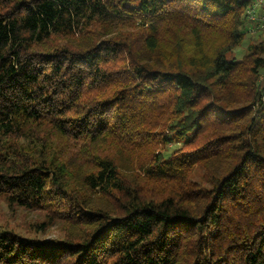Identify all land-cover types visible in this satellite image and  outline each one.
Returning <instances> with one entry per match:
<instances>
[{
    "label": "trees",
    "instance_id": "trees-1",
    "mask_svg": "<svg viewBox=\"0 0 264 264\" xmlns=\"http://www.w3.org/2000/svg\"><path fill=\"white\" fill-rule=\"evenodd\" d=\"M253 2L0 0V264H264Z\"/></svg>",
    "mask_w": 264,
    "mask_h": 264
},
{
    "label": "rangeland",
    "instance_id": "rangeland-1",
    "mask_svg": "<svg viewBox=\"0 0 264 264\" xmlns=\"http://www.w3.org/2000/svg\"><path fill=\"white\" fill-rule=\"evenodd\" d=\"M264 19V16H263ZM264 39V31H259L257 34L252 35L248 32L246 38L240 48H238L233 53L227 55L228 59H232L233 57L237 60H240L244 54L247 53L248 46L251 42L259 41ZM179 145H171L165 152L166 155H170L175 149H177ZM195 180H201L199 175V171L196 172ZM45 217L44 213L31 211L19 207H15L14 209H8L7 207L0 204V223L4 225L10 226H18L21 227L24 223H35L36 221H42ZM21 230V229H19ZM60 232L57 226H53L46 234H39V237L45 236H59Z\"/></svg>",
    "mask_w": 264,
    "mask_h": 264
},
{
    "label": "built area",
    "instance_id": "built-area-1",
    "mask_svg": "<svg viewBox=\"0 0 264 264\" xmlns=\"http://www.w3.org/2000/svg\"><path fill=\"white\" fill-rule=\"evenodd\" d=\"M262 7H264V0H254L252 5L246 11V26L249 33L252 35H254L258 30L264 31V10L262 12Z\"/></svg>",
    "mask_w": 264,
    "mask_h": 264
}]
</instances>
